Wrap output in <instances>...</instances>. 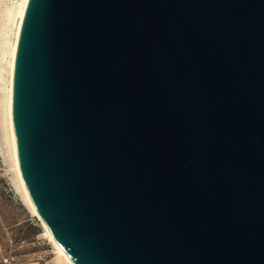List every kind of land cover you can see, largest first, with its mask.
<instances>
[{
    "label": "water",
    "instance_id": "1",
    "mask_svg": "<svg viewBox=\"0 0 264 264\" xmlns=\"http://www.w3.org/2000/svg\"><path fill=\"white\" fill-rule=\"evenodd\" d=\"M11 111L73 264H264V0H28Z\"/></svg>",
    "mask_w": 264,
    "mask_h": 264
},
{
    "label": "rangeland",
    "instance_id": "2",
    "mask_svg": "<svg viewBox=\"0 0 264 264\" xmlns=\"http://www.w3.org/2000/svg\"><path fill=\"white\" fill-rule=\"evenodd\" d=\"M14 2L15 0H0V74L3 78L5 77L4 82L0 81L1 89L6 86L7 82V74L2 71V67L5 65L2 59V52L5 48V45L3 46L2 43V34L3 31L5 32L6 28H9V25L5 23L4 15ZM1 89L0 264H56L54 261L56 251L52 245L45 240L44 231L40 226L39 220L29 211L23 194L20 188H18L19 184L16 183L18 180L17 177H15V171H13L14 166L11 161L10 146L7 144L8 141H5V139L7 140V137H5L6 133H4V131H6L4 123L6 122L3 120V105H1L3 104V98L1 97L3 90Z\"/></svg>",
    "mask_w": 264,
    "mask_h": 264
},
{
    "label": "bare ground",
    "instance_id": "3",
    "mask_svg": "<svg viewBox=\"0 0 264 264\" xmlns=\"http://www.w3.org/2000/svg\"><path fill=\"white\" fill-rule=\"evenodd\" d=\"M28 0H15L13 5L7 10L5 16V23L9 25V28L5 29V32L3 31L2 38H3V46L5 47L2 52V59L5 62V65L2 67V71H4L7 74V82L6 86L2 87L3 89V113L6 123H4V128L6 131H4L5 137H7L8 141L7 144L10 146V156L11 161L13 162L14 170L15 171V177H17V180L19 184L18 188H20V191L23 194L24 200L26 202V205L31 212V214L36 217L39 222L40 226L42 227V230L44 231V237L45 240L52 245V247L56 251V257L54 258V261L56 264H73L69 257L66 255V253L63 251V249L56 243V241L53 239L52 235L50 234L49 230L47 229L45 223L42 221V219L39 217L36 209L34 208L29 195L27 193V190L24 186V183L22 181V177L18 168V158H17V150H16V141L15 136L13 132V124H12V84H13V65H14V58H15V52H16V45H17V39L20 32V27L22 23V19L24 16V12L26 9ZM1 4V3H0ZM4 23V24H5ZM5 27V26H4ZM7 27V26H6ZM2 29V28H1ZM8 29V30H7ZM3 48V47H2ZM5 78V77H4ZM3 76L0 74V81L4 82ZM5 85V84H4ZM2 93V91H1ZM2 101V99H1ZM1 103V102H0ZM1 110V111H2ZM2 114V113H1ZM3 116V115H2ZM8 150V149H7ZM12 166V167H13ZM16 181V180H15ZM17 184V185H18ZM21 194V195H22Z\"/></svg>",
    "mask_w": 264,
    "mask_h": 264
}]
</instances>
